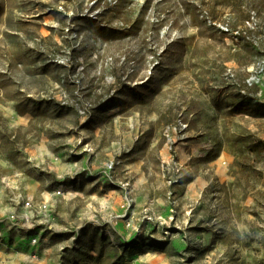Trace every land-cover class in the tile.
<instances>
[{"label":"rangeland","instance_id":"obj_1","mask_svg":"<svg viewBox=\"0 0 264 264\" xmlns=\"http://www.w3.org/2000/svg\"><path fill=\"white\" fill-rule=\"evenodd\" d=\"M39 223L53 264H264V0H0V239Z\"/></svg>","mask_w":264,"mask_h":264},{"label":"crops","instance_id":"obj_2","mask_svg":"<svg viewBox=\"0 0 264 264\" xmlns=\"http://www.w3.org/2000/svg\"><path fill=\"white\" fill-rule=\"evenodd\" d=\"M80 227H82V226H80ZM110 227H111V223L109 222V225L107 228L110 229ZM34 229H35L34 231L36 233L29 239V241H26L24 238H20V239L16 240V243L14 245L10 246L9 245L10 239H6V238L0 239V264H15L12 257H16V254L14 252V248H16V246L18 244L21 245L18 247L21 250H25L27 248L25 246H28L31 244L30 245L31 249L29 251V254L31 255V260L35 262L33 264H53V262H52L53 260L51 257L56 255V254L54 253L53 242L49 240V237H47L45 232H50L51 235H54V234L59 235L60 240L62 241V239H63V233L62 232L67 231V229L64 228V229H62L64 231H62V230L57 229L56 226L53 229L52 225L50 223H48L46 225L44 223L43 224L39 223ZM115 230H116V228H115ZM60 232H61V234H60ZM31 239H32V241L36 240V242L33 243L31 241ZM40 246H42V249L40 248ZM27 250H28V248H27ZM60 250H63V247H61ZM12 254H14V256ZM17 255H19V253H17ZM32 255L34 258H32ZM9 258L11 260L10 262H8ZM38 260H39V262H38Z\"/></svg>","mask_w":264,"mask_h":264},{"label":"built area","instance_id":"obj_3","mask_svg":"<svg viewBox=\"0 0 264 264\" xmlns=\"http://www.w3.org/2000/svg\"><path fill=\"white\" fill-rule=\"evenodd\" d=\"M27 205H29V203H27ZM36 242V240H33V243Z\"/></svg>","mask_w":264,"mask_h":264}]
</instances>
